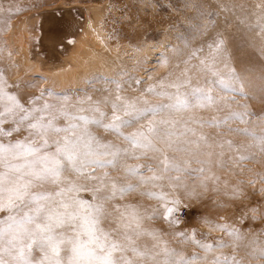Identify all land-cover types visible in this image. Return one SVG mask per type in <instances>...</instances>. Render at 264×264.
I'll use <instances>...</instances> for the list:
<instances>
[{
  "label": "rangeland",
  "instance_id": "1",
  "mask_svg": "<svg viewBox=\"0 0 264 264\" xmlns=\"http://www.w3.org/2000/svg\"><path fill=\"white\" fill-rule=\"evenodd\" d=\"M61 6L79 21L84 19V7H100L104 32L120 52L93 70L86 88L80 86L78 93L66 98L49 94L54 92L52 85L42 82L39 73L27 78L32 71L20 68L22 52L6 39L15 29L22 32L27 47L38 51L41 19L48 12L61 15ZM33 18L37 21H30ZM146 47L153 51L150 63L143 57ZM130 56L138 57L134 69L128 65L133 61ZM128 76L135 79V88L128 90L138 95V101L130 102L137 103L136 111L117 114L137 115L135 122L142 131L148 129L144 120L152 118L153 128L167 133L162 137L152 132L147 137L159 151L142 154L145 149L114 131L81 122L82 129L121 150L120 163L68 171L63 179L85 189L79 192L81 198L103 204L109 213L103 230L118 244L130 238L138 251L127 255L136 264H154V259L155 264H163L165 250L174 254L172 259L182 257L191 264H215L217 258L221 264L224 258L229 264L233 259L236 264H264V0H0V93L4 96L0 112L13 109L0 118V143L29 137L28 121H17L23 110L42 109L45 104L53 107L42 113L62 109L70 114L65 118L57 113L58 126L76 122L71 120L74 115L108 117L114 111L107 105L111 99L129 98L119 91ZM177 99L187 104L176 106ZM184 121L189 124L185 142L174 144L177 134L169 126ZM17 127L19 131L14 130ZM190 127L196 133H188ZM185 146L191 151H177ZM165 157L187 170H165ZM126 167H137L138 175L129 177ZM113 182L117 188L136 187L100 200L110 194ZM116 207L126 217L138 215V224L129 228L118 222ZM8 215L0 211V220L6 221ZM201 245L212 248L205 251ZM144 252L149 255L139 254ZM33 256L39 259L41 253L34 251Z\"/></svg>",
  "mask_w": 264,
  "mask_h": 264
},
{
  "label": "snow or ice",
  "instance_id": "2",
  "mask_svg": "<svg viewBox=\"0 0 264 264\" xmlns=\"http://www.w3.org/2000/svg\"><path fill=\"white\" fill-rule=\"evenodd\" d=\"M3 99V93H0V101ZM7 99L19 107L14 97L9 96ZM186 104V100L177 99L176 106ZM52 107L45 104L42 109L23 110L24 114L17 123L28 121L29 137L14 143H0V211L9 213L6 221L0 220V264H136L127 255L129 251H138L136 246L131 245L130 238L126 236L129 242L118 244L111 241L109 233L103 230L102 223L109 216L103 204L81 198L79 192L85 189L63 179V174L68 171H79L86 166L105 162L114 167L120 163L118 157L122 154L121 150L87 132L86 127L82 129V124H103L106 131L118 132L122 125L131 121L123 120L114 111L111 122L106 124L103 123L105 114L100 113L99 119L74 115L71 120L76 122L58 126L55 115H31L32 112H45ZM12 112L11 107H5L0 112V118ZM60 115L65 118L70 116L64 111ZM125 115L130 114L125 112ZM138 118L132 115V120ZM2 123L3 119H0ZM14 130L20 129L17 127ZM152 131L154 129L149 128V132ZM0 132L3 130L0 129ZM7 135H11V132H7ZM136 136L143 139L137 140ZM125 139L137 148L145 149V155L147 151H159L143 132L134 133ZM177 151L188 152L191 149L185 146ZM105 157L111 159L105 161ZM163 165L165 170H187L174 158L165 157ZM125 171L129 177L138 175L137 167H126ZM144 182L141 178L140 183ZM135 187L128 184L117 188L113 182L110 194L99 199L107 201ZM93 197L96 199L95 192ZM115 211L119 215L118 222L125 226L131 228L133 222L138 224V215L126 217L119 207ZM201 247L205 251L212 248L211 245ZM37 250L41 253L39 259L33 256ZM139 254L149 255L147 252ZM173 255L165 250L163 264H191L190 260L182 257L172 259ZM261 258H264V253ZM215 264H221L220 258L216 259ZM223 264H229L227 258H224ZM232 264H236L234 259Z\"/></svg>",
  "mask_w": 264,
  "mask_h": 264
},
{
  "label": "bare ground",
  "instance_id": "3",
  "mask_svg": "<svg viewBox=\"0 0 264 264\" xmlns=\"http://www.w3.org/2000/svg\"><path fill=\"white\" fill-rule=\"evenodd\" d=\"M61 8L63 7L61 6ZM64 10L65 9L63 8L61 15H58L53 12H48L41 19L39 25V27L41 28L39 42H42L40 45L41 48H39L38 51L27 47V42L24 41L23 34L21 31V33L17 34L15 33V29H13L10 34L6 36L7 42L13 44L16 48H18L20 52H22L21 55L23 56V60L21 61V64H19L21 65V67H19H24L25 69L32 71L31 73L29 72L30 74H27L26 77L31 78L32 76H34L33 74L35 73L41 74H38L37 76H42V82L48 85H52L51 88L54 90V92L49 91V94L53 95L56 98L60 97L55 96L54 94L61 95V98H66L63 96L67 94L78 93L81 88L80 86H82V88H86L85 85L88 82L87 78H92V75L95 74L93 70H97L98 67H104L111 58H113L115 55L117 56L120 54V52L115 50L114 47L111 45L108 35L104 32L102 26L103 11L100 7H84L82 11L84 12L83 21L76 20L74 16L70 13L69 8H66V10L69 11ZM30 21H37V19L33 18ZM69 37H71L72 39L69 40ZM144 51V54H146L143 57H145L146 62L150 63V60L153 56V51L148 47H146ZM125 52L127 53L128 50H126ZM132 54L130 53V55ZM146 55H148V58L146 57ZM131 57H133V61L129 62L128 65L132 68V65L137 66L138 60L136 61L135 59L138 57L130 56V58ZM124 65L128 66L125 61ZM22 70L19 69L17 73L21 75ZM142 71L143 70L140 69L139 75L143 74ZM133 78L134 76H128V78L124 80V84L126 86L119 88V91H123L125 95H129V98L125 99L121 97L117 100L111 99L107 104L108 106H112L116 114L120 112L129 113L132 111H136L133 108H135V104L137 103H133L134 105L130 103L131 101L136 102V100H139L138 95H136V93L132 91L135 88V79ZM20 81L23 82L22 80ZM97 86L96 87L99 88L100 84H98ZM102 87H104V85ZM128 88L132 90H128ZM61 111L63 110H52L51 112H46L47 114L42 112H32L31 115L34 117H38L40 115L51 116L56 115L57 113L60 114ZM114 111H111V113L108 114V117L106 116V118L108 119H106L105 124L111 122ZM122 119L131 122L122 125L118 132L114 131L115 136L125 138L130 137L132 134L138 132H143L146 137H150L149 135L152 132L162 137L167 136V133H158L156 129L153 128V122L151 121L152 118L149 120H144L148 125V129L143 131L139 129V125H136L135 120H132V118L125 117ZM188 125L189 124L184 121L181 122L180 125L169 126V131L177 134L176 141H173L174 144H180L182 142H185L186 137L184 135V132L187 130ZM124 126L130 128V130H126ZM149 128L154 129V131L149 132ZM99 129L105 130L103 124H100ZM188 133L194 134L196 132L195 130L192 132L191 129V131H189ZM136 139L142 140L143 137L136 136ZM188 143L189 142H187V144ZM130 151L131 150L129 149V154H135V151ZM144 151L146 150L140 151V153L145 154Z\"/></svg>",
  "mask_w": 264,
  "mask_h": 264
}]
</instances>
